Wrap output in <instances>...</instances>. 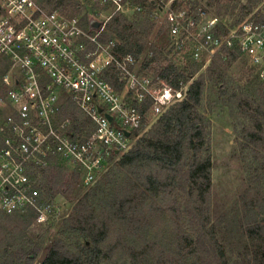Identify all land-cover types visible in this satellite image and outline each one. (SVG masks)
I'll return each instance as SVG.
<instances>
[{
  "label": "built area",
  "instance_id": "2783aa9c",
  "mask_svg": "<svg viewBox=\"0 0 264 264\" xmlns=\"http://www.w3.org/2000/svg\"><path fill=\"white\" fill-rule=\"evenodd\" d=\"M84 1L102 10L98 17L69 16L47 0H0V206L8 214L33 209L38 224L47 222L51 206L41 200L36 172L69 162L86 186L94 185L108 159L133 148L144 118L159 120L189 89L141 74V59L120 54L116 40H102L112 18L132 9L129 0ZM157 1L177 63L206 67L234 53L264 82V20L230 28L196 0ZM92 20L101 22L98 30ZM113 74L119 86L109 80ZM65 104L88 127L78 129L63 115Z\"/></svg>",
  "mask_w": 264,
  "mask_h": 264
},
{
  "label": "rangeland",
  "instance_id": "374dc122",
  "mask_svg": "<svg viewBox=\"0 0 264 264\" xmlns=\"http://www.w3.org/2000/svg\"><path fill=\"white\" fill-rule=\"evenodd\" d=\"M129 1L134 6L141 5L143 11L133 12L134 6H132L126 16L134 21L133 17L140 15L146 21L147 16L150 15L152 22H156L151 41L166 50L170 33L164 15L159 13L158 8L151 12L147 11L144 0ZM224 1L226 5L230 3V7L226 12L224 9L223 14L219 15L217 0H196L199 5L205 6L212 15L218 17L230 28L251 18L257 21L264 20V0ZM47 2L51 5L50 8H56L63 14L83 19L87 16L98 17L97 14L102 11L84 0H47ZM104 13L106 14V11H103ZM148 55L151 54L147 51L141 57L139 64L141 74H146L144 71L142 73V65ZM168 58V61H176L171 58L170 54ZM181 65L184 66L186 63H181ZM211 66V64L206 67L202 66L189 84L190 86L194 81L204 78V95L198 113L205 139L202 156L204 159L211 160L212 170L211 189L202 209L210 220L209 228L213 229L224 250L227 264H262L261 257L264 252V134L258 132L254 126L258 119L256 120L253 114L241 110L239 104L247 101L255 108L259 105L264 107L263 89L260 92L257 91L260 83L254 79L259 76L255 69L249 67L248 61L244 58H239L235 63L229 64L225 71L215 65L213 71L210 72ZM147 75L156 77L153 71H149ZM64 109L63 115L70 116L76 126L82 124V127H88L86 118L74 106L65 104ZM144 119L145 126L139 131V138L148 135L158 121L152 114ZM259 121L262 122L261 119ZM255 133L262 138L252 137ZM122 156L108 159L104 172L98 173L97 182L90 186L84 184V177L69 162L60 165L58 160H55V163L46 168L47 171L58 168L56 172L60 171L67 177L74 174H78L79 177L72 193L64 190V193L58 195L53 201L45 203L51 206L48 210L47 222L38 224L35 221L27 230V234L37 237L40 243L44 242L38 257L32 256L33 262L25 261L22 264H42L50 246L59 239L66 240V244L68 243L73 253L79 252L86 239L78 241L76 233L71 235V228L91 231V226L94 222L96 223L97 216H92L93 218L90 219L93 223L87 222L85 213L83 214L84 207H87L88 210H86L89 212V214L87 212V217L90 218V212L93 209L96 210L99 204L108 203L105 194L112 191L111 189L114 190L113 195L119 196L116 193H118L121 182H117L119 169L116 164ZM41 178L39 173L38 180ZM35 180L36 183L41 182ZM103 184L109 186L105 193H101ZM111 184L114 185L113 188ZM79 189H82V193L77 195ZM146 200L144 204L138 206L139 209L135 210L136 212L131 210L130 204L121 208L109 206L110 208L107 209V235L99 245L106 255V261L109 264H193L195 259L190 255L185 258V255H188L187 251H184L183 245H180L181 236L175 221L177 216L171 212L162 213L156 210L164 205L165 202L162 200L156 199L153 203ZM153 204H156V209ZM26 212L27 210L21 211L23 214ZM4 213L6 212L0 206V225ZM260 224L263 226H259ZM94 234L97 236L99 232L95 231ZM1 241L0 239V264H6V262H1L3 258ZM12 261L13 264H18V259H12L8 264Z\"/></svg>",
  "mask_w": 264,
  "mask_h": 264
},
{
  "label": "trees",
  "instance_id": "16d2710c",
  "mask_svg": "<svg viewBox=\"0 0 264 264\" xmlns=\"http://www.w3.org/2000/svg\"><path fill=\"white\" fill-rule=\"evenodd\" d=\"M157 3V0H144L147 11L150 12L158 8ZM217 4H219V11H217L219 15L230 7V3L226 5L224 0H217ZM149 16L146 21L140 15H135L132 19L134 21L126 15L112 18L104 30L102 40H116L120 54H132L138 59H141L148 51L151 55L145 57L142 73L144 71L147 75L149 71H153L157 78L174 89L189 85L203 64L188 61L182 66L181 63L173 60L168 61L170 39L166 50L151 41L156 22H152ZM237 58L234 53L229 54L227 58L217 56L209 71H213L215 65L225 71L229 64L237 61ZM109 77L113 84L120 85L116 75ZM254 80L260 83L257 91H262L263 82L257 76ZM204 86L203 77L194 81L189 86L186 99L173 105L156 122L148 135L139 138L134 147L117 162L116 166L119 169L117 182L121 183L118 193L116 191L115 193L119 196L113 195L114 190L111 189L112 191L105 194L108 203L99 204L96 210L93 209L90 212V218L87 217V207H84L83 214L85 213L87 222L93 223L90 219L97 216L91 231L71 228V235L76 233L78 241L86 239L79 252L73 253L68 243L66 244V240L59 239L50 246L42 264H109L105 253L99 247L107 235V209L113 206L121 208L130 204L131 210L136 212L135 210L139 209L138 206L144 204L146 199L152 203L156 199L162 200L165 202L164 205L156 209V204H153L155 209L162 213L171 212L177 216L175 221L181 236L180 245H183V250L188 254L185 258L192 256L195 259L193 264H227L224 250L213 229L209 228L210 220L202 209L211 189L212 170L211 160L204 159L202 156L205 139L198 111L204 95ZM239 108L258 119L254 126L258 132L264 134V107L259 105L255 108L251 103L243 101L240 102ZM260 119L262 122L259 121ZM138 135V133L135 134V137ZM258 135L255 133L252 137L262 138ZM56 170L58 168L34 171L41 173V184L38 189L43 203L53 201L58 195L64 193V190L72 193L77 184L78 174L67 177ZM141 180H143L142 183ZM108 187L103 184L101 193H105ZM81 193L82 189H79L77 195ZM4 214L0 225V239L3 246L1 262L8 264L12 259H18V264L25 261L33 262L32 256L38 257L44 242L40 243L37 237L27 234L29 227L36 221V212L28 209L26 214L21 211ZM253 230L256 231V229ZM95 231L99 232L97 236L94 234ZM261 263L264 264V252Z\"/></svg>",
  "mask_w": 264,
  "mask_h": 264
},
{
  "label": "water",
  "instance_id": "95a60500",
  "mask_svg": "<svg viewBox=\"0 0 264 264\" xmlns=\"http://www.w3.org/2000/svg\"><path fill=\"white\" fill-rule=\"evenodd\" d=\"M100 26H101V22L100 21L92 20V22H91V29L92 30H98ZM108 118H109V120H112V117L108 116ZM126 134H127V136H129L128 132ZM115 153L117 154V152H115Z\"/></svg>",
  "mask_w": 264,
  "mask_h": 264
},
{
  "label": "crops",
  "instance_id": "0c3cea01",
  "mask_svg": "<svg viewBox=\"0 0 264 264\" xmlns=\"http://www.w3.org/2000/svg\"><path fill=\"white\" fill-rule=\"evenodd\" d=\"M87 17H88V16H87ZM164 83H165V82H164ZM82 126H83V125L81 124L80 126L78 125L77 127H78V129H79V128H82ZM84 127H85V126H84Z\"/></svg>",
  "mask_w": 264,
  "mask_h": 264
}]
</instances>
